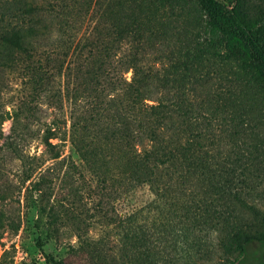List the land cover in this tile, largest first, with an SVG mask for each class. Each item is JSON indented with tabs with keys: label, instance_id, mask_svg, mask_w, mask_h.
<instances>
[{
	"label": "trees",
	"instance_id": "16d2710c",
	"mask_svg": "<svg viewBox=\"0 0 264 264\" xmlns=\"http://www.w3.org/2000/svg\"><path fill=\"white\" fill-rule=\"evenodd\" d=\"M49 6L57 20L46 15L48 9L40 12L35 0L25 3L23 11L38 18L12 28L0 40V70L15 69L18 55L26 56V74L43 99L28 122L12 117L13 134L21 124L20 139L39 140L48 154L45 159L30 154L18 158L22 181L17 189L25 187L26 213L36 210L55 226L71 213L81 239L86 231L77 205L68 197L52 200L62 169L69 177L81 167L97 179L96 188L106 200L102 204L125 200L140 189L149 191L151 209L157 207L162 217L153 225H158L161 239L172 237L171 247L179 251L177 264H200L202 238L216 234L210 231H219L218 245L237 255L238 264L251 244L264 247V231L246 232L221 196L191 198L184 186L190 175L198 180L207 176L212 161L205 160L209 150L204 138L222 125L233 106L226 93L210 84L212 74L220 79L229 69L250 90L259 103H249L247 115L259 105L264 108V5L252 0H54ZM90 11L89 29L81 34ZM43 105L52 107L55 117L35 127ZM52 138L68 140L72 152L61 158L63 145ZM48 159L56 161L47 168L54 172L51 178L40 169ZM240 161L225 168L242 186L253 178L237 166ZM66 189L70 195L72 189ZM6 191L0 199L8 197ZM239 194L236 189L234 197ZM1 207L0 231L17 232L21 219ZM147 211L146 220L153 218ZM140 212L124 217L126 238L132 234L136 240ZM209 251L208 246L205 253ZM154 255L151 264H160V255ZM45 259L47 264H69L50 254ZM257 264H264V253Z\"/></svg>",
	"mask_w": 264,
	"mask_h": 264
},
{
	"label": "rangeland",
	"instance_id": "374dc122",
	"mask_svg": "<svg viewBox=\"0 0 264 264\" xmlns=\"http://www.w3.org/2000/svg\"><path fill=\"white\" fill-rule=\"evenodd\" d=\"M32 1L0 0V40L12 28L32 24L38 18L37 13L23 11L25 3ZM49 1L54 2L35 0V4L38 5L40 12L48 9L46 15L51 18L56 16V12L51 10ZM252 1L264 5V0ZM227 5L230 7L228 3ZM91 14L92 11L86 15L84 25L80 28L81 34L89 29ZM175 17L183 27L182 20ZM57 30L55 26V31ZM21 55H18L15 69L5 67L0 70V194L6 191V184L14 183L6 191L8 197L0 199V208L3 204V208L9 214L18 216L22 224L17 232L0 231V264H47L45 259L47 254L56 259L66 258L69 264H151V254H155V258H159L160 255V264H169L165 262L167 259L177 264L179 251L176 253L171 247L172 237L161 239L162 232L157 230L158 225H153V222H161L162 217L158 218L161 213L157 207L151 209L154 197L147 189L137 190L125 200L102 204L106 201L105 197L96 188L97 179L93 178L90 171L81 167L72 169L67 177L64 176L62 169L59 177L55 178L52 200L59 202L68 197L70 202L77 205L82 214V227L86 231L81 239L77 237L78 223L74 222L71 213L64 215L57 226L50 225L46 215L38 216L36 210L26 213L25 187L17 189L18 183L22 181L21 161L18 158L30 154L41 155L45 159L48 154H43L45 146L39 140L20 139L18 132L22 128L21 124L15 134L12 132L14 123L12 117L20 119L22 123L28 122L30 113L42 106L43 102L33 88L34 81L32 82L30 75L26 74V56ZM233 74L229 69L221 74L220 79L212 74L210 84L218 91L226 93L233 106L230 105L226 110L222 119L225 123L215 126L213 131L208 133L209 137L204 138V149L209 150L208 155L204 153L205 160L212 161V166L206 169L207 176L198 180L190 175L185 179L184 186L187 188L186 194L189 193L188 197L191 198L221 196L223 201L229 204V209L233 208L232 213L239 216L236 218L237 223L243 226L246 232L254 233L264 231V124L260 126L264 118V108L259 105L255 113L246 114L245 108L249 103L259 102L251 97L250 90L246 91L237 83V77ZM126 78L128 80L132 78V71L126 73ZM43 108L45 110L39 113L41 120L35 122V127L40 124L43 127L44 122L50 123L55 117L52 107L46 108V105H43ZM51 141L63 145L64 152L61 158L72 152L68 140L52 138ZM238 151L237 156L235 153ZM240 158L237 166L241 170H246L245 173L253 178L252 183L242 186L238 185V179L229 175L226 169ZM55 162L48 159L40 168L47 177H53L54 172L47 168ZM76 163L79 164V161L76 160ZM66 188L72 189L70 195ZM236 189H239L240 198L234 197ZM147 210H150L149 215L153 218L146 220L145 216L149 212ZM134 212H140L135 223L138 229L137 241L132 234L129 238L124 235L128 222L124 217ZM164 222H167L165 218ZM224 230L227 229L224 227ZM210 232L216 234L214 237L210 234L202 238L200 264H238L234 262L237 255L228 254L225 247L218 245L219 231ZM181 246L187 248L186 245ZM208 246L209 255L205 253ZM263 253V246L251 244L249 254L245 258L241 257L239 264H257Z\"/></svg>",
	"mask_w": 264,
	"mask_h": 264
}]
</instances>
